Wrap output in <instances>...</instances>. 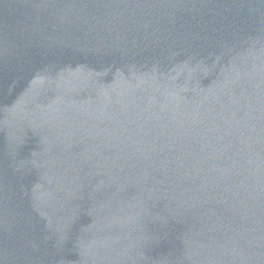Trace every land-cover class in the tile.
<instances>
[{
  "label": "water",
  "instance_id": "water-1",
  "mask_svg": "<svg viewBox=\"0 0 264 264\" xmlns=\"http://www.w3.org/2000/svg\"><path fill=\"white\" fill-rule=\"evenodd\" d=\"M0 264H264V0H0Z\"/></svg>",
  "mask_w": 264,
  "mask_h": 264
}]
</instances>
